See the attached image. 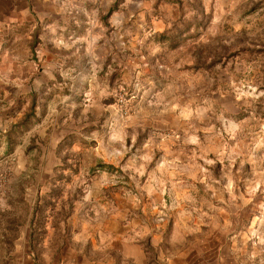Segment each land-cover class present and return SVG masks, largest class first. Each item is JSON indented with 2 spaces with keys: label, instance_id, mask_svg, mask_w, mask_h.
I'll use <instances>...</instances> for the list:
<instances>
[{
  "label": "rangeland",
  "instance_id": "374dc122",
  "mask_svg": "<svg viewBox=\"0 0 264 264\" xmlns=\"http://www.w3.org/2000/svg\"><path fill=\"white\" fill-rule=\"evenodd\" d=\"M85 6L33 24L45 84L20 109L16 155L58 142L39 153L51 172L16 175L0 155V264H39L42 238L52 264L91 238L118 264L126 241L155 255L152 239L215 264L263 257L264 4L101 0L98 19Z\"/></svg>",
  "mask_w": 264,
  "mask_h": 264
},
{
  "label": "crops",
  "instance_id": "0c3cea01",
  "mask_svg": "<svg viewBox=\"0 0 264 264\" xmlns=\"http://www.w3.org/2000/svg\"><path fill=\"white\" fill-rule=\"evenodd\" d=\"M103 2L113 7L117 0ZM88 3L95 7V19H98L101 0H0V151H11V136L21 130V126L20 129L14 128L23 115L20 109L25 110L24 105L29 103L30 96L35 95L37 87L45 84L42 74L35 73L37 66L30 47L35 28L33 24L44 20H61L63 15L69 13L83 15ZM109 11L110 9L108 13ZM27 136L23 144L26 143ZM76 242L75 248L61 252L55 264H118L117 256L111 254L116 251L115 243H112V251L108 250L110 253H106L99 250L93 238L78 239ZM83 243L90 244L93 249L89 251ZM150 244L157 250L155 255L148 253L150 248L146 243L126 241L120 249L123 251L122 258L126 264H215L211 256L206 258L205 255L203 260H200V256L197 261L196 256L187 252H162L159 249V239H152ZM217 257L220 264H242L238 259L228 263V255L221 251L218 256L215 255ZM252 264H264V256L253 259Z\"/></svg>",
  "mask_w": 264,
  "mask_h": 264
},
{
  "label": "clouds",
  "instance_id": "9594fccd",
  "mask_svg": "<svg viewBox=\"0 0 264 264\" xmlns=\"http://www.w3.org/2000/svg\"><path fill=\"white\" fill-rule=\"evenodd\" d=\"M252 2H259L264 4V0H252ZM248 7H251V3L247 4ZM261 12H264V8L258 10L255 14L259 19L264 20V16L261 15ZM151 54V53H150ZM43 119V115L41 113H37L35 119L31 120L27 125L28 128H31L37 120ZM128 120H123V128L130 127ZM27 133L21 129L14 132L11 136V152L5 156V164L7 166V170L16 174L21 175L23 173L24 176H31L34 174V171H48L51 172V168L44 167V158L39 155L41 151L45 153H51L56 148V143L58 141H53L51 144L48 143L47 138H43L42 140L38 141V146L34 145L33 148L30 150V154L28 156H23L22 158L18 159L16 153L18 151V146L20 145V141L24 138ZM133 139H135V134L133 133ZM0 155H4L2 151H0ZM55 163L59 164V160H56ZM39 188L38 184H32L29 188V191H33ZM23 239V237H21ZM49 243H51V238H49ZM47 245L44 243L43 238L41 243L37 246L36 255L39 258V264H52L51 257L49 255L51 249L48 251H44L43 249Z\"/></svg>",
  "mask_w": 264,
  "mask_h": 264
},
{
  "label": "trees",
  "instance_id": "16d2710c",
  "mask_svg": "<svg viewBox=\"0 0 264 264\" xmlns=\"http://www.w3.org/2000/svg\"><path fill=\"white\" fill-rule=\"evenodd\" d=\"M116 10H114V9H111V12H110V14H113L114 12H115ZM26 120H27V118H25V120L21 123V124H25L26 123Z\"/></svg>",
  "mask_w": 264,
  "mask_h": 264
}]
</instances>
